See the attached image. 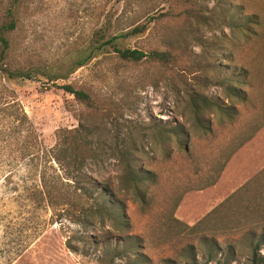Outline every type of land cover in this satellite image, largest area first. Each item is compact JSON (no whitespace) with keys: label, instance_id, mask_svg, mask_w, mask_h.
<instances>
[{"label":"rangeland","instance_id":"374dc122","mask_svg":"<svg viewBox=\"0 0 264 264\" xmlns=\"http://www.w3.org/2000/svg\"><path fill=\"white\" fill-rule=\"evenodd\" d=\"M5 8L0 0V27L11 19ZM12 13L15 28L4 33L10 66L40 73L7 86L37 141L17 135L0 145V264H110L103 247L123 245L117 238L107 243L114 232L108 219L73 223L67 208L48 204L45 186L59 195L68 189L56 132L80 124L94 131L105 178L116 175L130 139L141 146L139 166L157 177L147 208L124 198L128 235L148 264H207L203 237L223 250L234 247L230 264H248L245 235L264 236V212L256 210L264 208L262 1L17 0ZM249 18L256 23L243 26ZM145 23L144 34L123 37ZM104 31L119 37L121 48L166 53L170 62L122 60L99 47ZM67 85L87 92L92 107L67 94ZM231 86L245 100L230 96ZM193 94L235 115L207 113L211 129L204 134L193 126ZM164 128L187 134L185 151L166 142L171 150L162 152ZM233 195L208 226L195 228ZM259 249L264 255V243Z\"/></svg>","mask_w":264,"mask_h":264},{"label":"trees","instance_id":"16d2710c","mask_svg":"<svg viewBox=\"0 0 264 264\" xmlns=\"http://www.w3.org/2000/svg\"><path fill=\"white\" fill-rule=\"evenodd\" d=\"M17 0H4L6 14L11 19L7 25L0 27V46L2 52L0 56V145L9 144L13 137L23 135L22 140L27 138L37 141L36 133L28 116L18 99L15 98L14 91L7 84L17 79H31L38 72H21L10 66L9 40L4 34H8L15 28L13 17V8ZM8 5V6H7ZM255 18L247 19L243 26L248 27L255 24ZM147 23L137 25L127 32L123 37L129 38L142 35L147 31ZM103 34L99 35V47L109 46L113 53L118 55L122 60L139 63L146 60H152L163 64L170 62V57L166 53L150 52L144 53L138 49L121 48L118 40L119 37L106 38ZM106 39V40H105ZM105 40V42H102ZM85 62H80L78 67L81 68ZM45 76V74L43 75ZM49 81L50 78L46 76ZM67 94L87 107H92L90 95L74 87L67 85L62 88ZM228 93L232 97L239 100H245V93L240 92L235 87L228 88ZM189 108L192 114L193 126L207 134L210 132V123L207 121L206 115L214 110L220 114L231 117L235 115V109L224 107L221 104L211 102L209 99L193 94L189 100ZM160 138L164 141L162 144V152L167 154L170 150L164 144L173 142L178 149L186 150V139L188 136L183 131H175L172 129H162ZM57 152L63 156V164L66 168L67 190L61 195L54 194L53 190H49L45 186V194L48 204L52 208L64 207L69 220L73 223L89 224L90 221L97 219H108L112 225L114 232H110L106 237L107 243L112 238H117L119 243L112 247L107 244L103 247V253L108 256L109 263L114 264L116 261H122L125 264H148L149 260L138 251L141 247L138 239L129 236L131 226L125 213V196L130 195L141 208L148 207L149 200L147 197L148 190L157 182L154 173L148 172L141 168L138 164L139 154H141V146L134 140H129L128 147L120 152L119 169L116 175L105 178L104 163L102 154L93 142L94 131L87 125L80 124L73 130H58L56 132ZM22 141V142H23ZM58 161V160H57ZM61 161V160H59ZM60 163V162H59ZM237 195L229 197L216 209L211 211L202 219L195 228H200L205 223H210L213 217L221 212L222 208L229 205ZM258 214L264 212V208L256 209ZM117 234V235H116ZM125 235V236H123ZM253 236V237H252ZM258 239V240H257ZM244 243L249 250L248 264H264V255L260 253V245L264 243L263 235L249 234L245 235ZM203 244L207 246V264H230L236 261V250L229 246L223 250L217 240L213 238L203 237ZM74 251L73 248H70ZM170 264V263H167Z\"/></svg>","mask_w":264,"mask_h":264},{"label":"crops","instance_id":"0c3cea01","mask_svg":"<svg viewBox=\"0 0 264 264\" xmlns=\"http://www.w3.org/2000/svg\"><path fill=\"white\" fill-rule=\"evenodd\" d=\"M261 1H262L263 5H264V0H261Z\"/></svg>","mask_w":264,"mask_h":264}]
</instances>
